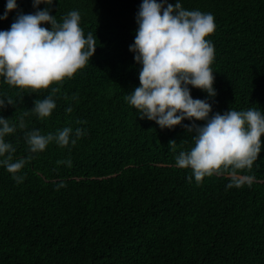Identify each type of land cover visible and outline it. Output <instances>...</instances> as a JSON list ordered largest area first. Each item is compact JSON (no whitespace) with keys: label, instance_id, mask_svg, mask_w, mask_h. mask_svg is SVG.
Listing matches in <instances>:
<instances>
[{"label":"trees","instance_id":"1","mask_svg":"<svg viewBox=\"0 0 264 264\" xmlns=\"http://www.w3.org/2000/svg\"><path fill=\"white\" fill-rule=\"evenodd\" d=\"M179 2L185 10L211 13L216 25L206 37L215 49L216 95L189 85L191 97L211 105L209 117L229 109L264 114V0ZM141 3L53 0L34 8L32 0H16L17 8L0 20L5 31L18 13L48 7L62 23L75 10L85 37L91 32L97 40L88 64L62 84L32 92L10 87L0 77V99L14 101L0 109V117L16 126L5 137L15 149L13 162L33 157L16 173L23 177L20 183L0 164V264H264V136L251 169L237 170L233 177L229 168L198 183L175 158L194 146L195 133L183 125L206 121L185 119L162 129L140 119L125 100L139 86L142 66L129 46ZM5 8L6 0H0V16ZM52 87L61 91L51 115L23 116ZM22 116L24 129L19 128ZM64 127L85 134L75 145L52 141L43 151H29L27 131L47 135ZM170 140L176 142L174 150ZM67 159L71 167L56 163ZM246 176L253 177L250 185L235 186ZM61 182L66 186L57 189Z\"/></svg>","mask_w":264,"mask_h":264},{"label":"clouds","instance_id":"2","mask_svg":"<svg viewBox=\"0 0 264 264\" xmlns=\"http://www.w3.org/2000/svg\"><path fill=\"white\" fill-rule=\"evenodd\" d=\"M32 2L36 8L41 3L51 5L53 0ZM16 8V0H6L0 20L6 19L8 12ZM49 11L45 7L31 14L18 13L10 28L0 31V77L10 87L36 92L48 89L52 84H62L84 68L93 56L97 40L91 32L85 37L80 26V13L70 11L59 23ZM44 23L51 28L42 27ZM136 23L138 29L129 51L135 53L134 60L142 67L139 86L125 97L126 102L137 110L140 119L146 117L155 121L162 129L180 125L185 119L206 121L203 126L183 125L188 133H195L192 136L194 146L179 152L175 158L176 166L190 168L198 183L206 176L220 175L229 168L233 177L237 170L251 169L261 151L264 114L255 108L229 109L209 117L211 105L205 100L193 99L188 87L201 89L209 97L216 95L211 69L215 49L206 39L215 32L214 16L199 10H185L179 0L174 5L168 0H142ZM60 91V87H52L50 94L44 99H36L34 107L23 116L34 113L39 118L49 117L56 107L54 97ZM6 105H14L11 97L0 99V109ZM66 112L70 114L72 108L68 107ZM23 116L20 117V129L26 128ZM77 123L85 121L78 120ZM15 131L16 126L0 117V157H5L0 164L20 183L23 177L16 173L33 157L29 155L13 162L11 153L15 149L5 142V137ZM84 134L83 129L71 127L47 135L31 130L25 133V140L29 151L36 153L45 150L52 141L60 147H67L69 143L75 145ZM175 145V141H169L168 146L173 150ZM56 163L71 167L70 159ZM252 180V176H246L236 180L235 186L239 187L245 181L250 185ZM65 186L61 182L57 189Z\"/></svg>","mask_w":264,"mask_h":264}]
</instances>
